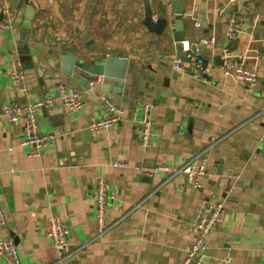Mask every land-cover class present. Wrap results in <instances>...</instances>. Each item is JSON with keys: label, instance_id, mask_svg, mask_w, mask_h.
I'll return each mask as SVG.
<instances>
[{"label": "crops", "instance_id": "crops-1", "mask_svg": "<svg viewBox=\"0 0 264 264\" xmlns=\"http://www.w3.org/2000/svg\"><path fill=\"white\" fill-rule=\"evenodd\" d=\"M28 2L35 14L26 29L25 1L0 0V107L40 101L57 83L82 92L84 105L77 112L39 111V133L62 139L34 156L20 148L24 119L0 118V241L14 243L21 264H180L200 204L222 200L224 219L207 238L202 264H264V0H182L183 41L203 59L209 83L173 66L181 53L170 31L172 0H148L153 20L160 12L168 20L161 34L144 25L143 0ZM24 46L35 73L22 93L10 71ZM225 46L256 71L253 91L223 71ZM102 57L132 66L124 85L113 77H84L73 67L74 59L90 64ZM103 95L123 116L117 126L92 132ZM143 105L151 107L155 133L148 150L131 121ZM187 110L189 121H176ZM202 151L207 173L198 188L180 176L137 172L179 166ZM113 160L126 167L112 166ZM96 179L108 189L109 228L90 240ZM53 216L70 240L61 261L46 234Z\"/></svg>", "mask_w": 264, "mask_h": 264}, {"label": "built area", "instance_id": "built-area-1", "mask_svg": "<svg viewBox=\"0 0 264 264\" xmlns=\"http://www.w3.org/2000/svg\"><path fill=\"white\" fill-rule=\"evenodd\" d=\"M227 33V39L232 37V26ZM173 60V66L178 71H184L186 68L203 82L209 83L210 78L206 75V69L203 59L195 57L190 53L187 42H184V50L180 52ZM182 57L187 59L184 63ZM221 67L225 73H230L234 79L241 83L248 91H253L257 85V73L251 67L244 65L241 58L230 48L225 46L221 50ZM241 61V62H240ZM10 76L14 87L18 92H26L27 84L22 69L21 62L16 59L12 62ZM102 114L89 124L92 132L101 129H108L117 126L123 116L121 107L108 96L103 95ZM84 105L83 93L80 91L70 92L63 83H57L52 91H47L43 99L22 107L13 103H4L0 107V118H5L10 123H16L23 120V138L20 142V148L26 149L27 156L37 155L39 149L56 141L57 136L52 134H40L38 125V114L41 109H50L60 106L69 111H80ZM151 107L143 105L138 115L131 119L137 134V140L145 150H148L153 144L154 125L150 119ZM112 166L126 167V162L113 160ZM139 175H161L168 180L174 177L184 178L187 185L193 188L199 187L200 179L207 173L206 158L204 151L190 157L184 164L168 165L160 164L152 168H137ZM151 194V193H150ZM149 194V195H150ZM93 221L94 235L90 240L100 239L108 230L106 223V211L109 200V194L106 184L102 179H96L93 190ZM225 215L224 202L222 200L204 201L200 204L194 218L190 223V233L192 240L185 249L180 264H202L206 255V243L208 236L220 225ZM4 222V213L0 206V223ZM52 246L57 250L61 261L66 255L68 244V229L58 217H51L48 230L46 232ZM79 250V249H78ZM0 263L2 264H21L16 247L11 240L0 241Z\"/></svg>", "mask_w": 264, "mask_h": 264}, {"label": "water", "instance_id": "water-1", "mask_svg": "<svg viewBox=\"0 0 264 264\" xmlns=\"http://www.w3.org/2000/svg\"><path fill=\"white\" fill-rule=\"evenodd\" d=\"M25 1V8H24V23L23 27L26 29H29L30 27V21L33 19L35 14V9L32 6L31 3L28 2V0ZM144 1V11H145V19H144V25L153 33L161 34L164 30L168 29V20L164 17V12H160L158 14V17H156L153 20L152 11L149 6L148 0ZM171 14L175 16V19L173 21V27L170 29L173 41L175 42L176 48L178 51L184 50V41L182 37V18L183 15V8H182V0H172L171 3ZM199 48H202V46H198ZM196 47H192L191 50L195 51ZM19 59L23 66V71L25 75V80L30 79L31 74H34L33 71L34 68L32 64L30 63V58L28 56V49L26 46L18 49ZM198 54H200L198 52ZM183 61H187L185 57H182ZM73 67H76L78 71H81L83 73L84 77H97V76H103V77H113L115 80H117L119 83H122L124 85L125 77L128 73H132V66H127V60L125 58H105L102 57L98 60L92 61L90 64L85 63L82 60L74 59L73 60ZM68 75H71L74 77L73 73L65 72ZM151 81V80H150ZM45 93V89L43 91ZM43 97L41 98V100ZM188 110L185 113H176L177 120L181 124H186L189 121V117H186L188 115ZM57 141L61 140L62 137L60 135H57Z\"/></svg>", "mask_w": 264, "mask_h": 264}]
</instances>
